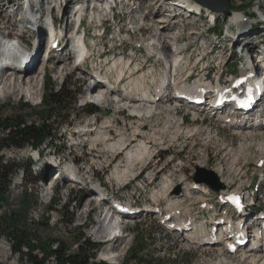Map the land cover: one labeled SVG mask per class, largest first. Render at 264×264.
<instances>
[{"label":"rangeland","instance_id":"374dc122","mask_svg":"<svg viewBox=\"0 0 264 264\" xmlns=\"http://www.w3.org/2000/svg\"><path fill=\"white\" fill-rule=\"evenodd\" d=\"M15 1L16 5H9L7 3L8 0H0V69L10 72L15 67L13 64L20 65L19 63H23L17 62L12 57L11 60H8L4 55L6 46L1 43L4 42L6 35L8 40L16 38L14 35L9 36L8 31H13L24 38V40H18L27 51L30 50L29 54H26L28 58L25 59L24 65L29 63L31 72L36 73L41 69L44 61V58L39 56L41 48L40 36L43 33L42 29H40L42 27L40 20L45 14L44 5L47 2L50 4L54 0H23L25 1V6L28 4L25 9L31 5L26 13L27 17H25L24 12L14 13L17 8L19 9L17 3L22 0ZM97 1L68 0V2H64V4H69V15L73 12L76 3L80 2L83 8H86L83 28L86 31L91 47L95 45L93 56L90 60L74 66L73 55L71 54L73 24L71 23L72 21L67 22L65 18L63 19V16L60 18L62 11L56 9V28L58 31L63 32L58 40L59 46L54 47L52 54L47 58L48 69L39 87L36 103L31 98L16 96L15 94L4 98L3 96L0 97L1 118L18 114L26 115L30 114V110L24 106L25 102L37 109L42 106L41 101L45 93V80L49 85L55 83L56 88H60L63 83H67L71 85V89L74 92H78L76 103L67 105L72 113L69 122L61 123L59 119L54 121L56 131L53 134V138L46 140L39 148L27 146L23 149H4L0 150V155L27 163L30 160H34L32 154L38 150L39 156L41 155L42 158V164H37L31 168L33 175L40 173V169L45 167L47 168L45 178L48 182L53 170H62L65 162L71 164L74 162L78 163L80 168H83L82 171L87 173V177H92V181H101L103 185L109 186L110 190L116 191L118 187L123 186V183L116 182L115 179L112 180L111 173L118 164L125 163L127 151L134 144L139 143L142 138L149 141V147L152 146L153 155L144 164H137L135 176L140 174L139 177L128 176L124 180L126 182L128 179H132L131 183L130 181L126 182L124 189L119 188L123 197L135 196L139 206L141 201L149 203L154 199L153 195L161 191L166 179L171 177L176 184L172 188V195L170 196L178 194L181 198H186V203L178 211L184 214L188 213V211L184 210L187 205L192 209L204 208L205 205H202L199 199H190L187 195L188 191L193 192L196 196L203 194L201 187H199L200 185H196L192 189L191 182H196L194 177L198 172V167H204L208 170H213L225 187L220 191H215L209 186L212 189V194L207 196L206 201H209L210 205L204 208L205 214H202L203 211L201 209L200 212L194 211L196 214L194 218L198 219V222L200 220H204V222L210 221L208 220L210 216L216 215L213 212L214 209L217 216L219 217L220 215L223 219L233 214L238 224L242 223L245 217L249 221L257 217L261 218L260 209L264 210V153L258 150L256 146H250V142L246 143L254 151L249 152L246 148L243 153L241 145L246 140L242 138L240 133H237V129H234L235 124L233 125L230 120L231 117L237 115V118H234L236 122L238 121L236 125L241 122L243 124L246 120L248 121V116L244 115L243 112L235 111L232 106L227 104L219 112L211 110L207 103L203 104L202 107L192 108V105H188L186 102L181 103L173 99L171 102L165 101L163 103V106H166L164 108L169 110H164L165 112L161 113L159 111V113L142 120L141 116L133 115L129 110L117 112L113 106H108L107 104L104 105V108L98 106L99 110L95 113H89L86 110L88 103H85V95L88 93L91 84L96 81L92 77L94 75L93 68L95 66L101 68L100 60L105 58L123 55L127 59H131L134 64L136 62L142 63L144 70L148 67H155L160 72L165 71L167 69V61H163L158 54V51L162 49V45L156 46L153 54L148 49L149 43L153 41V35L157 32L156 27L159 20L165 17L173 19L171 24L174 23L177 28L181 29L180 33L182 35L179 38V46L184 48L183 52L188 57V62L185 64L187 68L185 67L183 71L178 69L177 78L180 79L178 81L181 82L190 75V83L201 79L206 80L207 77L208 82L212 80L215 84L214 80L222 73L221 82H228L227 79L231 77L230 75L226 77V74L233 73V77H236L244 73L246 68L240 63L242 58L238 55L237 46L249 45L255 50H261V46L264 44V25L258 23L260 21L258 8L262 10V13L264 12V0H231L230 10L232 13L234 11L241 12V15L237 18H230V16L223 14L219 16L220 13L217 11L200 4L213 10L217 15V24L213 28H210V21L203 14L201 15L200 13L202 12L200 11L199 13L197 9L196 11L194 10L190 19H186L185 9L191 10L193 4L196 3L195 0H187L186 5L178 3L180 2L179 0H127L117 5L118 10L115 8V11L112 13L107 12L101 18L99 17V15L101 16L99 11L101 8L96 3ZM5 3L8 6L3 12V4ZM31 10L34 12L33 16L30 14ZM97 11L99 12L97 13ZM123 11H126V13L124 14ZM13 13L14 16L11 17L10 15ZM113 13L115 14L113 15ZM96 14H98V17L94 20L93 18ZM244 15L249 18L241 20ZM15 21H17V24L13 25ZM38 21L40 25H34ZM228 24L232 31H224ZM248 24L249 26L247 27ZM174 25L164 28L160 27L161 31L158 34L160 39H167L170 45L175 41L170 40L167 34L171 32L168 30L173 29ZM103 27H105V32L101 31ZM66 53L72 59L63 62V59L67 57ZM53 57L56 58L55 63L68 67V70H63L60 74H57L55 72L57 70L53 67L55 65ZM4 84L5 81L0 77V87H3ZM22 84L24 87L27 86V83L22 82ZM172 88L169 91L173 92ZM210 96L211 94L206 95V99L208 100ZM257 110L259 111V109ZM211 111L213 112L211 113ZM226 116L228 120H225ZM31 118L34 119L33 117ZM106 118H110L113 121L114 127L112 126L111 128V137L116 139L119 137L116 127L124 128L123 132L125 131L128 137L135 133L137 126L140 127L138 136L132 137L129 148L126 151H108L105 150L106 148L102 144L94 147L90 142L91 136H88L87 140L83 142L82 140L84 139L81 138V143H76L72 139L70 133L74 132V135L79 136V129L84 127V124L87 125L93 121L98 126ZM248 122L253 123L254 120L250 118ZM92 130V134H95V127ZM2 132L3 130L0 128V139ZM259 137L263 139L264 136L259 135ZM229 167H232L234 172H229L230 176L227 174L230 182L227 186L222 179L223 172L219 174L218 169L224 168L226 171ZM238 168L240 170L237 172ZM19 174L20 172L17 175ZM17 175L10 187L9 203L5 204L3 209H0V215L6 213L7 216H10L11 212L15 211L18 216L21 210L24 213L22 220L27 218V223L37 229L36 232L40 235V238L44 241L51 239V248L56 249L58 246L57 241L62 240L68 243V251L71 253L76 250L77 240L74 238L76 235L81 231L86 236L93 235L95 230L93 227L94 221L100 215V208L96 205L97 200L91 198L95 194L94 192L97 191L90 185L91 180L89 181V178L85 179V183L86 181L90 182H88V188H84L86 189L85 191L81 190L82 188L80 187L72 188L69 181L71 178L67 175L63 176L60 181L54 182L53 190H47L48 186L45 179L43 182L39 179L33 183H30V181L25 183L24 180L20 184L19 180H16ZM181 176H183V180H181ZM152 177L155 178L151 182ZM182 181L184 182L183 184H181ZM204 185L207 184L204 183ZM126 186L127 188H125ZM234 188L243 192L245 198H247L244 199L246 202H249L248 199L251 198L252 203L248 205L246 211L238 213L230 209L226 201L217 203L216 197L221 198L223 190L229 191ZM26 191L29 194V199L25 198ZM160 198L161 205L165 206L168 204L166 197ZM29 201L30 203H28ZM67 206L69 207L66 210ZM92 208L93 212L86 213V210ZM68 210L70 211L68 212ZM66 211L67 213L65 214ZM188 215L191 216V214ZM70 217L74 219H72V223H69L71 221ZM16 218L18 217L14 216L10 221ZM38 222H40L39 225ZM210 223L215 222L212 221ZM251 225V223L246 224V231H248L246 243L254 239ZM126 227V235L118 239L112 248L120 251L125 246H131L136 236L143 235L141 239H143L145 244L143 249H141L142 254L148 257L152 264H213L224 254L223 250L219 251L218 248L187 246L186 239L180 236L179 231L167 228L166 220H162L160 216L158 217L155 210L147 213V216L131 222ZM189 230L191 231V228ZM6 233L3 231L0 234V264H32L29 248L24 249L23 257L22 254L14 250L15 240L7 236ZM210 244L214 243L210 242ZM106 249L107 245L99 246L96 261L102 260L103 252ZM233 251L236 252L235 250ZM33 253L35 254V250ZM55 263H58V261L55 257L49 255L44 262V264ZM108 264L136 263L125 253L119 260L108 262Z\"/></svg>","mask_w":264,"mask_h":264},{"label":"bare ground","instance_id":"6f19581e","mask_svg":"<svg viewBox=\"0 0 264 264\" xmlns=\"http://www.w3.org/2000/svg\"><path fill=\"white\" fill-rule=\"evenodd\" d=\"M65 1L68 2V0H54L53 2L50 3L53 6L49 5V3L47 2L48 4H45L44 9L47 11H49L50 9L51 10L53 9L51 11L53 14L55 11V8L57 7L58 10L63 11V19L65 18L67 22L72 21L71 23L74 26L75 23L77 22V18H76L77 13H79L81 16L86 15V8H83V5L80 4V2L76 3L74 6V10H73L75 12H71V14L69 15V12H70L69 4H64ZM115 1H116V4L118 5L124 0H115ZM179 1L180 2L178 3H180L181 5H186L187 3V0H179ZM197 2L200 4L199 1ZM96 3L98 4L99 8H101L99 10L101 13V16L99 15V17H102L104 14H107L106 8L109 7V5L107 4L108 6L106 7L104 5V0H98ZM17 5L19 9L17 8L14 11L15 14L16 13L19 14L22 12L26 14L28 12V8L31 6L30 5L28 6L27 9H25L27 5L25 6V1L23 0L19 1ZM7 6H8L7 3L3 4V8H4L3 12L5 9H7ZM258 10L262 11L260 8H258ZM99 11H97V13ZM113 11H115V9L111 7L110 13H112ZM14 13L11 14L10 16L11 17L14 16ZM123 13L125 14L126 11H123ZM185 13H186V19H190L193 16V13L191 12V10L185 9ZM30 14L32 16L34 15L33 10H31ZM48 14L49 13H46V15L42 18L43 22H46V19H48ZM114 14L115 13H113V15ZM200 14H203V13H200ZM207 15L210 16L212 19L213 17L215 18L213 11L208 12ZM240 15H241V12L234 11L230 15V18H237ZM25 17H27V15H25ZM97 17H98V14H96L93 19L95 20ZM172 20L169 17L168 18L165 17L159 20V23L157 24L158 26L156 27L157 32L153 35V41L149 43V46H148L150 53L153 54V52H155L156 46L158 47L162 45V49L158 51V54L160 58H164L167 61L166 63L167 69H165V71L160 72L158 71L159 69L157 70L155 67H148L146 70H144V65L142 63L136 62L134 64L133 62H131V59H127L123 55L112 56L110 58H106L104 67L111 69L112 73L115 71V68L119 69L120 67H122L121 71H119V74L120 76H122V75L129 73L128 81L126 82V84L123 85L121 89L118 87V84H114L110 87H107L105 84L100 83L102 81L95 79V76L92 75L93 79H95L96 81H94V83H92L91 86L89 87V91L85 95V100L86 101H99L104 105L107 104L108 106H113L117 110V112H120L123 110H129L131 114L133 115L137 114L141 116L142 120L146 117H151L154 114L159 113V111L161 113L164 110L166 111L169 110V109L164 108L165 105L163 106V103H165V101L171 102L173 99H175L176 101H180L181 103L184 101H187L189 103L188 105H192V108L200 107V104L196 100L199 99L201 97V94L205 90H208V88L211 87V85L207 80H204V79L195 81L194 83H190L189 82L190 75L187 77L185 76L186 77V79L184 78L185 80L181 82L178 81L180 80L177 78L178 71L179 70L183 71V69L187 66L185 64L188 62L187 61L188 57H186V53L181 51L180 47L178 46L180 43L179 38L182 35L180 33L181 29L177 28V26H175L174 23L171 24ZM16 24H17V21L13 23V25H16ZM37 24L39 23L36 22L34 25H37ZM170 25L172 26L174 25V28L168 30L171 32H169L167 36L170 38V40L175 41V42H172L171 45L170 43H168L167 39L162 40L159 38V35H158L161 31L160 27L161 28L170 27ZM248 26L249 24L247 25V27ZM7 27L9 28V26ZM51 28L53 27L51 26ZM52 31H54L53 34L56 33L57 36L60 33V31L58 30H52ZM8 33H9V36L10 35H14V37L16 36L15 39L24 40V38L19 36L18 33H14L13 31H8ZM50 42H51V38L49 36H46L44 40V45L42 48H40V51H39V56L44 58L43 59L44 61L41 66V69L36 73L31 72V68H29V63L28 65H24V63L26 62L25 59L28 58L26 53H23V54L17 53V51H15L14 49L15 47H13V45L15 44H11L12 46L10 44L9 46L7 45L8 46L7 49H12L13 51L11 54L12 56H10L9 59H11L12 57L16 59L17 62H23V63H19L20 65L13 64L15 65V67L10 72L0 69V77L5 81V84L3 85V87H0V97L3 96L4 98L12 94H15L16 96H26L27 98H31L33 99L34 103H36V100L38 99L37 94H38L39 87L42 83L44 74L46 73L48 69V61H47V57L45 56L50 55L52 53ZM77 50L78 51H77L76 58H79L81 55H83L84 50L82 49H77ZM65 55H67V57L63 59V62H67L68 59L69 60L72 59L71 57L68 56V53H66ZM248 57L250 58L252 62H255L257 64L259 63L264 64V47H263V50H261V52L259 51L255 55H250ZM53 60L55 64L53 67L54 69L57 70L55 71L57 74H60L63 70H68V67H63L62 65L55 63L56 62L55 57H53ZM69 66H70V63H69ZM176 67H179V70L176 69ZM96 71H97V68L94 67L93 68L94 74L96 73ZM22 82L27 83V86L24 87ZM92 86H98L100 90L94 93L93 91L95 89L91 90ZM171 87H173L172 88L173 92L169 91ZM212 87L216 88V85L214 84ZM225 93L226 92H224V94ZM263 99H264V96L255 95L254 103H253L255 107V111L260 107ZM209 102L212 103V100H209ZM256 114L253 115L251 112L244 113V115L248 116L249 118L248 121L250 120V118L254 120L253 123L252 122L249 123L245 119L246 117L245 116L244 119L246 121L243 124L241 122L239 125H236L238 121L236 122L234 118H237V115L230 118L231 123L233 125L235 124L234 129H237L236 130L237 133H240L242 138L246 140L244 144L241 145V151L243 153L245 152L246 148L247 150H249V152L252 151L251 150L252 148L250 149L249 145L246 142H250L249 143L250 146H254V147L256 146L258 150L264 153V137L263 139H260L259 137V135L264 136V120H262L263 122L262 121L257 122L256 118L257 119L259 118H258V115ZM263 115H264V111H263ZM226 119L228 120V118ZM83 126H87L88 130L85 132H82V129H79V136L74 135L75 134L74 132L70 133L72 135V139L75 140L76 143H81L80 142L81 138L84 139L82 140L83 142L87 140L88 136H91L90 142L93 144L94 147H97L99 146V144H102L106 148L105 150L113 151V152L117 150L119 152L126 151L129 148V143L131 142L132 137L138 136L139 134L138 131L140 129V127L137 126V128L135 129V133L131 135L130 137H128L126 132L125 131L123 132L124 128L116 127L119 133V137L116 139L114 137H111L112 135L111 128L113 126V121L110 118H106L103 121V123L98 126H96V122H93V121L87 125L84 124ZM94 127L96 129V132L95 134H92V131H93L92 128ZM148 142H149L148 140L146 141L145 139L141 138L139 143L134 144L133 147L127 151L126 156H125L126 157L125 163L118 164L115 167V169L112 171L111 173L112 180L115 179L116 182L125 183L124 180L128 176H135L137 164H140V163L144 164L153 155L152 146L149 147ZM72 166H74L76 170L77 178H75V181L71 184V187L72 188L80 187L82 189L88 188L89 186L88 182L91 180L90 182L92 184L89 182L90 185L94 187L97 191L94 195L91 196V198L94 200H97L96 205L98 208H100V215L98 219L94 221L93 227L95 230L93 232V235L92 236L87 235V236L91 239V241H93L97 245V250L99 249V246L107 245L106 251L103 252L102 260L96 261V258H97V254H96L95 258H91L90 264H108V262L119 260V258L123 254L127 253L126 251H128L130 246H125L122 249H120V251L113 249L112 246L114 245L116 241H118V239L126 235L127 225L143 217L137 213V211L140 208V206L138 205L137 199L133 195L129 198L123 197L120 193L119 188L116 191L110 190V188L107 189L106 195L104 196V193H102V188L100 187V182L92 181L91 176L87 177L86 176L87 173H84L82 171L83 168H80L78 164L75 165L74 163L71 164V163L65 162L62 166V170L67 173L68 169ZM232 167H229V169H227L226 171L224 170V168L218 169L219 174L223 172L222 179H223V182L227 186L230 183L228 179V175L229 176L231 175L229 172L233 171ZM239 170L240 168H238L236 171L238 172ZM58 173H59V170H53L52 172L53 178L50 177L48 179L49 184L47 185L48 186L47 190L48 189L52 190V188L54 187V182L57 181L55 178L58 175ZM60 178H61V175H58L57 179H60ZM87 178H89L88 179L89 181H86L88 185L85 183V179ZM16 180L18 181L20 179L17 178ZM181 180H183V176H181ZM183 183L184 182L182 181L181 184ZM175 184L176 182L171 177H168L161 191L153 195L154 199L156 200L161 199L160 197H166L168 199L167 206L170 211V214L173 215V219H175L178 216V213L180 212L178 211V209L180 207L182 208V205L186 203L185 202L186 198H181L180 196H178V194H174L173 196H170L172 195L171 190L175 186ZM197 185L198 186L200 185L199 187H201V191L203 194L201 195L199 194L198 196H196L194 195L193 192L188 191L187 195L190 199H193V198L197 200L199 199L200 202H202L201 204H204L206 206L208 205V203H206V200H207L206 196H209L212 194V189L209 186L204 185V184H197ZM191 186L193 189L194 186H196V184L194 182H191ZM237 190H238L237 188H234L231 191H237ZM228 192H230V190L229 191L223 190L221 193L223 194V193H228ZM244 199H243L242 204L243 206H246L248 205L249 202H246ZM123 207H127L131 209L130 217L116 210V208H123ZM184 210L188 211V213L191 214V216L187 217V221H186L187 223H185L183 220H177V223L175 224L174 228L180 230L179 234L180 236H183L184 239H186L187 246L192 245L194 247L218 248L219 251L223 250L224 254H222V256L217 261H215L213 264H264V246L259 244V240L257 238L260 234H264L262 232L263 230L262 227H259L258 225H255V227H253L251 231L254 232V239L252 241H248L245 245H241L237 242L238 239H240L241 241L246 240L247 234H248V231H246V224L247 223L249 224L250 222H252V220L249 221L245 219L242 221V223H239V224L236 223L234 219L228 220L227 222H224L221 224L220 230L216 233L214 231V229L216 228L215 223H210L213 226L209 228V224H208L209 222H204V220H200V222H198V219L193 220V217L196 216L194 211L197 210L198 212H200L201 211L200 209L198 208L192 209L187 205L185 206ZM91 212H93V208L86 210V213L88 214ZM183 215L185 214L183 213ZM215 220L216 222L219 221V220L217 221L216 217H215ZM189 228H191V231L189 230ZM210 242L214 244H210ZM236 243H237V249L235 250L236 252H234L230 249V246ZM76 247L77 245L75 246V248ZM68 252L70 253V251ZM50 256H53L56 259V256L54 254Z\"/></svg>","mask_w":264,"mask_h":264},{"label":"trees","instance_id":"16d2710c","mask_svg":"<svg viewBox=\"0 0 264 264\" xmlns=\"http://www.w3.org/2000/svg\"><path fill=\"white\" fill-rule=\"evenodd\" d=\"M9 1L11 3L14 2V0ZM44 86L45 93L41 101L42 106L38 107V109L25 102L24 106L30 110V114L0 117V128L3 130L0 139V150L23 149L27 146L39 148L46 140L53 138V134L56 131L54 121L59 119L61 123L69 122L72 113L67 105L76 103L78 92H74L71 89V85L67 83H63L60 88H56L55 83L49 85L45 80ZM86 110L89 113H95L99 109L97 105L89 103L86 106ZM33 112H35L34 115ZM35 165L36 162L34 160L26 163L0 155V209H3L5 204L9 203L10 187L19 172H23L22 182L25 180V183L27 181H30V183L37 182L39 179L46 180L47 168L42 167L40 173L33 175L31 168ZM25 195V198H30L27 191ZM68 207H66V210ZM14 216L18 218L10 221ZM23 216L24 213L21 210L18 216L15 211H12L10 216H7L6 213L0 215V234L3 231L7 232L6 235L15 240L14 250L20 252L23 257L25 252L23 247H28L32 264H44L45 262V257L39 258L33 253L38 247L44 250L47 256L54 254L60 264H90L91 258H95L97 245L86 234L84 235L82 231L74 237L77 240L75 252L69 253L68 243L62 240H58L57 248L53 249L51 248V239L44 241L40 238V235L36 232L37 229L27 223V218L22 220ZM72 217H70V223H72ZM39 224L40 222H38ZM142 236H136L134 243L127 252V256L136 264H152L151 260L142 254L141 249H143L145 244L143 239H141ZM65 252H68L67 255Z\"/></svg>","mask_w":264,"mask_h":264},{"label":"water","instance_id":"95a60500","mask_svg":"<svg viewBox=\"0 0 264 264\" xmlns=\"http://www.w3.org/2000/svg\"><path fill=\"white\" fill-rule=\"evenodd\" d=\"M201 4L208 6L209 8L217 11L225 16H230L232 11L230 10L231 0H196ZM197 183H205L215 191H220L224 188V184L220 182L218 175L213 170H208L204 167H198V172L194 177Z\"/></svg>","mask_w":264,"mask_h":264},{"label":"built area","instance_id":"2783aa9c","mask_svg":"<svg viewBox=\"0 0 264 264\" xmlns=\"http://www.w3.org/2000/svg\"><path fill=\"white\" fill-rule=\"evenodd\" d=\"M127 181H131V179H128V180H126V182ZM126 182L125 183H123V186H120V187H118V188H123L124 189V185L126 184ZM34 242H36V240H34ZM26 248H28V247H26V246H24L23 247V249H26ZM16 251V250H15ZM18 252V251H17ZM18 253H20V252H18ZM67 253L68 252H65V254L67 255ZM35 255H37L39 258H46L47 259V255H46V253H45V251L44 250H42L41 248H36L35 249ZM59 263V262H58ZM58 263H55V264H58Z\"/></svg>","mask_w":264,"mask_h":264}]
</instances>
